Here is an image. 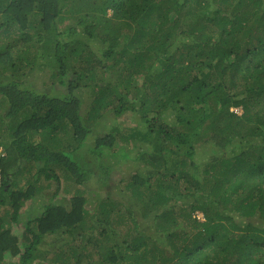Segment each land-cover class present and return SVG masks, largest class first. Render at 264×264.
<instances>
[{
	"label": "trees",
	"instance_id": "16d2710c",
	"mask_svg": "<svg viewBox=\"0 0 264 264\" xmlns=\"http://www.w3.org/2000/svg\"><path fill=\"white\" fill-rule=\"evenodd\" d=\"M0 97V264H264V0H0Z\"/></svg>",
	"mask_w": 264,
	"mask_h": 264
},
{
	"label": "rangeland",
	"instance_id": "374dc122",
	"mask_svg": "<svg viewBox=\"0 0 264 264\" xmlns=\"http://www.w3.org/2000/svg\"><path fill=\"white\" fill-rule=\"evenodd\" d=\"M46 72V71H45ZM42 73H44V71H39L38 72V74L39 75H41ZM46 75V73L44 74V75H42V76H45ZM41 76V77H42ZM0 100H1V97H0ZM3 106H2V103H1V101H0V109L2 108ZM233 110H236V112H238V114H240L241 113V108H238V107H236V108H232ZM140 119V117L138 116V115H134V117L132 116L131 117V115H127L126 117H124L123 118V120L121 119L120 120V124L121 125H124V126H127V125H130V126H135L136 124H137V121ZM124 132H123V130H122V133L121 134H119V135H117L116 137H117V139L118 140H120V145H122V144H124L125 142H126V144H128L129 146H132V144H135V142L137 141V139L136 140H133V139H126V140H122V137H124ZM6 137V135H4L3 136V139ZM89 137H91V136H88L87 138H89ZM86 138V139H87ZM92 140H93V138H90V145H92ZM4 141H8V139H4ZM127 141H129V142H127ZM86 144V141L85 142H83V147L81 148V153L83 152V154L85 155V159H86V161H85V165H82V167H86V168H88V171H86V174L88 175V178L89 179H87L88 180V183H89V186L87 187V188H90L89 189V192L87 191V192H85V195L88 197V195H89V197L90 198H96L97 196H100V195H103V193H105L106 192V190L105 189H103L104 188V186L101 188V186H99V183H100V181H103V179H104V177H105V174H106V172H108V170H107V165H105L104 163H103V161H102V158L101 157H99V156H92V155H90V151L89 150H84V145ZM142 145V144H141ZM86 146H89V145H86ZM202 151H205V150H202ZM80 152V150L77 152V154ZM80 153V154H81ZM79 154V155H80ZM202 154L203 153H199V155H200V157L202 158ZM104 155L106 156V157H113V156H110V155H108L106 152H104ZM103 155V156H104ZM117 156H120V154H117ZM206 156V155H205ZM116 158V157H115ZM117 160H123L124 159V157L123 158H116ZM198 159V158H197ZM133 164H135V162H133ZM102 165V166H101ZM121 165L124 167V169H127V165H126V163H124V162H122L121 163ZM143 164H138L137 166H136V173H138L142 168H143V166H142ZM101 166V167H100ZM106 166V167H105ZM105 167V168H104ZM129 171H130V169H129ZM138 171V172H137ZM119 176L120 177H125L126 176V174H120V175H116V179L113 181V183H112V185L113 184H115V186H118L119 185V180H118V178H119ZM118 182V183H117ZM122 182H124V181H122ZM88 185V184H87ZM99 186V187H98ZM61 196L62 197H65L66 195H65V193L63 194H61ZM67 197V196H66ZM6 208H8V207H6ZM22 212H23V214L25 215V216H28L29 214H30V212H29V208H28V205H25L23 208H22ZM1 213H3V211L1 212ZM27 214V215H26ZM199 214V216L201 217V215H200V213H198ZM24 215L22 216V217H24ZM3 216V215H2ZM24 219H25V217L24 218H20L19 219V222H24ZM255 222V221H254ZM259 222H260V220H259ZM21 225V224H20ZM240 226H242V224L240 225Z\"/></svg>",
	"mask_w": 264,
	"mask_h": 264
},
{
	"label": "built area",
	"instance_id": "2783aa9c",
	"mask_svg": "<svg viewBox=\"0 0 264 264\" xmlns=\"http://www.w3.org/2000/svg\"><path fill=\"white\" fill-rule=\"evenodd\" d=\"M3 150L0 148V157L3 155ZM2 179V175H1V170H0V184H1V180Z\"/></svg>",
	"mask_w": 264,
	"mask_h": 264
},
{
	"label": "clouds",
	"instance_id": "9594fccd",
	"mask_svg": "<svg viewBox=\"0 0 264 264\" xmlns=\"http://www.w3.org/2000/svg\"><path fill=\"white\" fill-rule=\"evenodd\" d=\"M1 180H2V179H1ZM1 183H2V181H1ZM0 185H1V184H0ZM197 215H198V217H200L199 214H197ZM200 215H201V214H200Z\"/></svg>",
	"mask_w": 264,
	"mask_h": 264
}]
</instances>
